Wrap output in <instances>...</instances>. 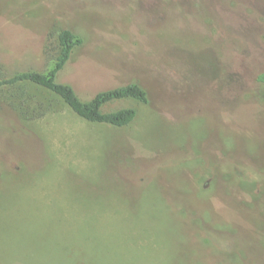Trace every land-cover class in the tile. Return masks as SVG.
Segmentation results:
<instances>
[{
    "label": "rangeland",
    "instance_id": "374dc122",
    "mask_svg": "<svg viewBox=\"0 0 264 264\" xmlns=\"http://www.w3.org/2000/svg\"><path fill=\"white\" fill-rule=\"evenodd\" d=\"M64 28L58 81L148 101L116 127L0 90V264H264V0H0V72L45 69Z\"/></svg>",
    "mask_w": 264,
    "mask_h": 264
},
{
    "label": "trees",
    "instance_id": "16d2710c",
    "mask_svg": "<svg viewBox=\"0 0 264 264\" xmlns=\"http://www.w3.org/2000/svg\"><path fill=\"white\" fill-rule=\"evenodd\" d=\"M82 42L83 38L72 29H60L56 35L55 54L45 69H26L10 75L0 72V90L12 88L22 83L34 84L58 96L76 115L88 122L109 124L116 127L131 124L137 116L136 108L126 106L108 110L107 106L128 98L147 102V92L140 84L131 82L100 91L92 98L84 100L70 84L57 80L58 73L68 63L74 49ZM259 80L264 81V73L259 75ZM74 264L84 263L77 261Z\"/></svg>",
    "mask_w": 264,
    "mask_h": 264
}]
</instances>
